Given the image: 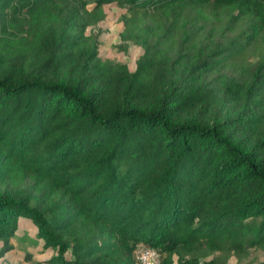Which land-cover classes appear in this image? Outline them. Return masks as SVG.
<instances>
[{
  "label": "trees",
  "instance_id": "1",
  "mask_svg": "<svg viewBox=\"0 0 264 264\" xmlns=\"http://www.w3.org/2000/svg\"><path fill=\"white\" fill-rule=\"evenodd\" d=\"M108 4L133 68L87 34ZM262 44L264 0H0V177L23 184L0 190V256L21 219L45 264L264 246V56L244 59Z\"/></svg>",
  "mask_w": 264,
  "mask_h": 264
},
{
  "label": "rangeland",
  "instance_id": "2",
  "mask_svg": "<svg viewBox=\"0 0 264 264\" xmlns=\"http://www.w3.org/2000/svg\"><path fill=\"white\" fill-rule=\"evenodd\" d=\"M105 17L97 25L87 30V34L93 33L99 39V52L103 57H106L110 60L125 62L128 64L129 68H133L136 62V59L141 54V46L135 43H126L125 48H120L118 45L120 41V30L122 29V20L121 15L126 14L125 9L116 6L115 4H108L104 7ZM219 19L217 25L222 24L226 21L225 17L217 18ZM239 22L237 21L236 24ZM216 25V24H215ZM236 25H234L235 27ZM240 25L235 27L232 31H227V35H233L234 32H238ZM264 56V47L263 44L254 48L250 52L247 51L244 54V59L256 60L257 58ZM23 186L21 183H13L8 178L0 177V190H7L14 192L16 189ZM22 222L27 226L26 230L28 237L23 241H17L15 238L11 239V242H14L15 247L12 249L6 250L0 256V264H45L42 260L50 256L51 250H43L40 243H34L31 239V234L34 231V227L30 223L29 219H21ZM21 232V231H17ZM18 233V234H19ZM22 243L17 245V243ZM1 246V242H0ZM27 246V247H26ZM216 256H219L221 260L225 259L224 264H241L242 262H251L257 263L261 260H264V246H257L254 248L248 249L244 254L235 255L230 254L225 258L224 253L215 252ZM211 254H207L204 258L211 257ZM39 260V261H38Z\"/></svg>",
  "mask_w": 264,
  "mask_h": 264
},
{
  "label": "built area",
  "instance_id": "3",
  "mask_svg": "<svg viewBox=\"0 0 264 264\" xmlns=\"http://www.w3.org/2000/svg\"><path fill=\"white\" fill-rule=\"evenodd\" d=\"M134 255L140 264H159V254L153 248L139 243L136 245Z\"/></svg>",
  "mask_w": 264,
  "mask_h": 264
}]
</instances>
